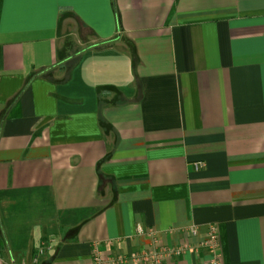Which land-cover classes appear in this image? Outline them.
I'll return each mask as SVG.
<instances>
[{"label":"crops","instance_id":"0c3cea01","mask_svg":"<svg viewBox=\"0 0 264 264\" xmlns=\"http://www.w3.org/2000/svg\"><path fill=\"white\" fill-rule=\"evenodd\" d=\"M114 4L0 0V264H264V0Z\"/></svg>","mask_w":264,"mask_h":264},{"label":"built area","instance_id":"2783aa9c","mask_svg":"<svg viewBox=\"0 0 264 264\" xmlns=\"http://www.w3.org/2000/svg\"><path fill=\"white\" fill-rule=\"evenodd\" d=\"M202 163H197L195 165L197 170L203 168ZM139 233H142V229H138ZM155 233L150 232V236L153 238V246L145 251L139 257L133 259L135 264H168V261L172 258L181 257L183 254V249H175L169 248L166 246H161L158 244L157 240H155ZM51 242H43L38 250V253L35 256V262H38L40 257H42L45 253H47L51 249ZM203 248L208 251L211 255L209 261L203 264H223L221 261V243L220 236L217 228L214 225H211L207 230V239L203 243ZM121 262L126 263L128 260L125 258L120 259ZM94 264H108L107 261L103 258L98 244L94 247ZM187 264V263H182Z\"/></svg>","mask_w":264,"mask_h":264},{"label":"rangeland","instance_id":"374dc122","mask_svg":"<svg viewBox=\"0 0 264 264\" xmlns=\"http://www.w3.org/2000/svg\"><path fill=\"white\" fill-rule=\"evenodd\" d=\"M59 55L62 61L72 58L66 65L71 66L79 58V54L90 47V41L93 37L90 33L84 31L75 17L71 14H65L59 23ZM4 114L0 111V121ZM42 244V243H41ZM40 260V259H39ZM39 262V261H38ZM33 260V264H37Z\"/></svg>","mask_w":264,"mask_h":264},{"label":"trees","instance_id":"16d2710c","mask_svg":"<svg viewBox=\"0 0 264 264\" xmlns=\"http://www.w3.org/2000/svg\"><path fill=\"white\" fill-rule=\"evenodd\" d=\"M113 5H115V4H114V0H113Z\"/></svg>","mask_w":264,"mask_h":264}]
</instances>
